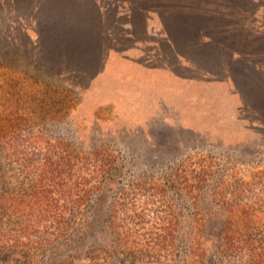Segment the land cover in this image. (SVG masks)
Segmentation results:
<instances>
[{"label":"rangeland","instance_id":"rangeland-1","mask_svg":"<svg viewBox=\"0 0 264 264\" xmlns=\"http://www.w3.org/2000/svg\"><path fill=\"white\" fill-rule=\"evenodd\" d=\"M71 1L54 54L36 2L0 7V112L119 156V215L140 227L168 207L195 226L202 210L264 206V0ZM153 137L171 153L154 159Z\"/></svg>","mask_w":264,"mask_h":264},{"label":"trees","instance_id":"trees-1","mask_svg":"<svg viewBox=\"0 0 264 264\" xmlns=\"http://www.w3.org/2000/svg\"><path fill=\"white\" fill-rule=\"evenodd\" d=\"M29 1L0 0V7L14 13ZM32 1L44 28L54 22V54L53 43L71 31L65 17L76 22L77 2ZM10 111L0 112V264H264V206L202 210L207 217L195 226L168 207L158 222L140 227L128 213L119 215L128 208L124 194L115 193L125 180L116 177L124 167L119 156L81 151L51 137L49 117ZM149 141L154 159L171 153L160 140Z\"/></svg>","mask_w":264,"mask_h":264},{"label":"crops","instance_id":"crops-1","mask_svg":"<svg viewBox=\"0 0 264 264\" xmlns=\"http://www.w3.org/2000/svg\"><path fill=\"white\" fill-rule=\"evenodd\" d=\"M232 94L234 95L235 93L233 92ZM235 95H236V94H235ZM235 95H234V96H235ZM236 96H237V95H236ZM194 129H200V128H196V127H194Z\"/></svg>","mask_w":264,"mask_h":264}]
</instances>
